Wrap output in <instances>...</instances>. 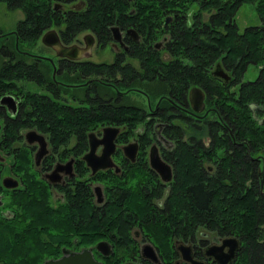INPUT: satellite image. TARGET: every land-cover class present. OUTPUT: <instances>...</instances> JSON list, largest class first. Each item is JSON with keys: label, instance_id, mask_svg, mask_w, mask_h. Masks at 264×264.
Listing matches in <instances>:
<instances>
[{"label": "trees", "instance_id": "1", "mask_svg": "<svg viewBox=\"0 0 264 264\" xmlns=\"http://www.w3.org/2000/svg\"><path fill=\"white\" fill-rule=\"evenodd\" d=\"M3 1L8 2L12 9L22 8L26 13L18 21L20 42L31 41L34 44L41 29L55 23L65 24L62 33L65 40L87 27L100 31V35L105 37L109 22L116 19L117 11H121L128 13L129 21L143 20V30L150 33L151 39L169 31L173 38L169 49L173 56H177L168 61L150 45L144 48L143 44L136 45L135 55L142 60L144 57L151 58L145 64V76H141L140 69L134 64L122 68L117 62L112 66L105 62L66 60L64 68L55 77L51 72V62L47 64V71L40 73L39 63H26V55L15 65L3 63L0 89L26 90L25 100L32 106L30 112L22 110L16 119H8L5 147L10 148L12 141L9 137L17 135L20 126L29 122L48 132L55 151L61 155L73 150L60 151L61 144L69 147L71 139L78 137L80 144L74 150L80 153L87 145L89 132L109 124L122 126L120 139H130L136 134L138 125H144L142 133L140 131L137 135L142 139L143 149V143L154 132V122L161 120L166 123L160 132L178 144L174 150L177 155L176 183L169 206L164 210L152 203V195L147 190L139 188L142 172L138 169L141 166L132 167L134 174L125 183L122 182L130 192L114 191L120 196L119 203L110 204L96 218L91 211L90 189L84 183L79 184L78 196L70 194L69 201L61 209L60 204L53 205L48 186L26 173L24 180L31 193L21 191L15 196L24 211L22 219L18 216L10 220L0 214V264H40L45 258L58 255L61 245L73 243V236L79 232L83 235L80 243L93 242L95 237L92 235L99 229L120 228L129 233L130 221L123 217L126 210L131 214V222H137L142 215L150 212L151 215L143 223L159 237L166 250L171 248L172 233H194L197 224H207L215 230L242 235L245 246L240 252L239 264H264V197L260 195L259 183V169L264 158V0H236L234 4L232 1L212 0L203 4V8L213 4L221 8L214 16L211 28L199 23L203 22L201 12L197 15L199 21L196 24H188L186 14L195 0H145L135 3V12L121 0H89V9L67 13L61 9L54 10L52 0ZM244 2L256 5L259 23L240 30L232 16L234 9ZM174 6L183 9L178 22L162 25L166 10ZM15 18L10 19L14 21ZM15 36L10 38L11 46ZM220 55L234 73L230 81L210 74L211 64ZM250 63L259 67V75L254 80L244 81L242 78ZM86 75L93 77L88 86L69 87L61 83L62 80L82 81ZM110 76L118 80L119 86L114 88L108 83L112 80ZM12 79L22 82L36 80L40 86L45 85L51 94L44 96L30 91L25 84L9 83ZM195 84L207 90V104L213 107L202 119L188 117L185 109L175 107L180 101L185 102L188 87ZM130 85L145 88L146 95L151 99L164 93L170 94V99L162 96L159 106L163 107L149 112L132 97L136 93L134 90L119 92ZM69 96L74 102H69ZM166 103H172L171 109L175 112L168 113ZM0 113H3L2 109ZM210 114L215 118L210 119ZM175 117L195 129L198 135L201 134L194 147L190 151L187 149L189 164L183 169L186 175L180 171L179 155L183 153L180 150L185 145L183 137L187 128L175 123L172 120ZM206 134L211 137L209 147L203 138ZM191 136L196 137V134ZM28 152L22 149L18 154L20 170L32 167ZM253 154H256L255 160L249 156ZM203 155L209 159L218 158L219 164L214 172L202 164ZM225 161L226 166L223 164ZM132 196L136 197V202L129 207L127 203ZM231 206L233 208L228 209ZM77 209L82 213H76ZM79 215L81 220H78ZM190 217L192 221L188 223ZM87 226L91 230L84 231ZM161 227L162 230L158 231ZM42 231L46 235H42Z\"/></svg>", "mask_w": 264, "mask_h": 264}, {"label": "flooded vegetation", "instance_id": "2", "mask_svg": "<svg viewBox=\"0 0 264 264\" xmlns=\"http://www.w3.org/2000/svg\"><path fill=\"white\" fill-rule=\"evenodd\" d=\"M121 1L127 3L132 12H135V3H143L145 0ZM211 1L212 0H195L194 3H192L190 10L186 14L189 25L193 26L196 24V21H199L197 15L201 12L203 22L200 21L199 23L209 26L210 28L214 26L213 18L221 11V8L216 6L217 4H213L206 8L202 7L203 4H208ZM225 1H232V4L236 2V0ZM88 5L89 0H52L53 9H61L63 13H67L68 11L79 12L81 10H87L89 9ZM240 6L241 5H238L236 9H234L232 16L233 21H236L238 25V11ZM18 9L19 11L21 10L22 16L16 22L15 20L12 21V19L7 20L5 18L7 15L10 14L11 18L15 16L10 13L13 9L9 6L8 2L0 0V12L3 14L2 16L0 15V70L3 63L9 62L10 64L15 65L19 62V60H23V55H26V63H39L38 68L40 73L47 71V64L50 62L49 57H52L56 65L55 75L53 65V77L56 76L57 72H60L61 68H64V61L66 60L77 63H84L88 61L96 63L105 62L112 66L117 62L122 68L128 67L129 64H134L140 69L141 76H145L147 75L145 64L148 63L146 62V58H151L144 57V60H142L139 56L135 55L134 52L136 45L139 46L143 44V48L144 46L150 45L154 50L161 53L162 57L168 61L177 57L173 56L169 49V44L173 40L169 31H165L161 36L151 39L150 33L146 29L145 31L143 30L145 28L143 20L129 21L127 17L128 13L125 14L121 11H117L116 19L109 22L108 35L105 37L100 35V31L92 27H87L85 29L78 30L70 39L65 40L62 37L65 24H52L51 27H54L58 31L63 43L65 44H77L80 47H86L87 41L90 44L92 42L91 53L88 56H82L76 59L59 56L51 46L47 45L42 40L44 32L48 30L50 26H45L41 29L34 44L31 41H19L20 34L18 21L23 19L26 16V13L22 8H15L13 11ZM182 14L183 9L181 6L169 8V10H166V14L163 17L164 23L162 25H170L174 22H178L177 18ZM87 29L90 31H85ZM157 30L158 29H156V31ZM11 34L16 35L14 37L13 46L9 44L10 38L12 37ZM95 45L110 48V52L112 54V50L115 49L112 60L95 61L92 58ZM33 48H45V53L40 51L36 52ZM48 48L55 51V56L47 54L46 50ZM222 56L223 55H220L215 58L210 67V74L218 79H224L213 72L215 69L221 70L222 68L231 74V80L234 77V73L224 64ZM190 65H193V63ZM86 76V79L82 81L69 82L62 80L61 83L68 85L69 87L88 86L93 77L91 78L89 75ZM122 77L123 74L122 76L120 75V78ZM110 78L112 79L108 82L110 85L114 88L119 86L116 78H113L112 76H110ZM10 82L22 85L20 81L16 82L15 79L10 80L9 83ZM27 82L35 83L39 86L38 89H29L30 91L44 96L51 94L45 85L40 86L36 80L30 79ZM192 86L193 85H190L186 91L185 102L180 101L181 103L175 107L185 109L188 117L202 119V117L208 114L210 109H213V107L207 104V90L198 85L205 91V107L201 111L195 110L189 99V92ZM130 89L143 95H145L147 91L145 88L138 85H130L125 89L123 88L121 91L119 90V92H125ZM4 94L14 96L16 99L17 109L15 113H12L8 104L1 103L0 101V109L3 110V113H0V150L3 151V153H0V214L10 218V220L17 219L18 216L22 219L24 211L22 206H20L17 202L15 196L21 191L31 193L30 186L27 185L24 180L25 175L31 174V176H35L39 181L44 182L45 185L48 186V190H51L53 205L58 206L60 204L61 209H63L69 201L68 197L70 194L72 197L78 196L79 184L84 183L85 186L90 189V193L92 195L93 203L91 211L92 215L95 217L98 213H103V209L107 208L110 204H114V202L119 203L120 196L115 195L114 191L116 192V190L118 191L121 189L122 191L124 190L125 192H130L128 186L126 184H122V182L125 183L127 178L134 174L135 170L132 168L134 166L142 167L141 169L136 168L142 172V177L139 180L138 185L139 188L147 190L148 193L152 195V203H156L161 210H164L169 206L168 202L172 196L177 176L175 160L177 155L174 153V150L177 148L178 142L170 137H165V135L163 137L160 136V130L166 122L161 120L154 122V132L147 138V141L143 143V149L142 139L139 136H136L133 140L126 138L120 139L118 137L115 152L112 154L114 164L110 167L101 168L94 172L84 157L85 153L90 148L89 134L87 136V145L80 153H77L76 150H74L79 147V138L73 137L69 147H65L63 144L60 145V151L70 148L73 150L69 151L66 155H61L59 152L55 151V147L48 132L41 130L33 122H29L23 123L20 126L17 135L9 137L12 141L10 148L5 147L4 143L7 141L6 127L8 125V119H16L22 110L26 113L30 112L32 106L25 100L26 90H15L14 88L0 89V100ZM169 95L170 94L165 93L162 94V96L170 99ZM170 106H172V104ZM162 107L163 106H159L157 104L155 107H150L149 112H155L157 109ZM208 109L209 111L206 113ZM112 125L119 126L118 124ZM32 129L42 133L46 139L47 151L41 153L40 155H38L40 141L34 137V135H32L33 139L31 140L26 137L27 131ZM156 132H158L157 135ZM98 134L101 135L100 132H98ZM191 139L195 141L194 143L192 142V144H189L193 148L199 139H194L190 136V140ZM134 140L137 141L138 144L137 152L134 155H129L124 151L123 146ZM49 144L51 145V148L49 147ZM153 145H156L160 157L171 166L169 174L164 171L166 175H169L168 178H164L162 176V172L154 168L151 163L150 151ZM102 147V145L98 146V153L101 152ZM22 149L29 151L28 154L32 160V167L28 170L23 168L20 170V165L18 164V154ZM249 156L252 160L257 158L254 155ZM208 159V157L203 155L202 164L206 166L205 162ZM211 160H213L215 168L212 167V165H209V167L210 170L214 172L218 167L219 161L218 158ZM6 161H9L8 166ZM261 164L262 168L259 169L260 195L264 197V162L261 161ZM56 168L57 171L54 173L53 171ZM6 176H11L12 180H17V184H12L10 186L5 185L4 178ZM97 186H99V188H97ZM159 189L160 193L157 194ZM150 215V212H146L141 216L140 220L137 219V222H131L129 219L131 218V214L128 210H126L123 217L128 222L130 221L129 233L123 232L120 228H116L114 230L107 228V230L104 231L99 229L92 235L95 237L93 242L80 243L79 241L83 235L79 232V234L73 236V243L61 245L60 253L58 255L47 257L40 262V264H46V260L49 258H57L61 256L64 253L65 248L70 249L71 251H80L89 246L94 257L97 260L102 261L104 264H239L240 252L245 246L242 235L239 232H222L219 229L215 230L214 228L209 227L207 224H197L194 233L184 235L172 233L170 235L171 248L166 250L159 242V237L155 235L153 231L149 230L146 225H144L145 223H143L146 222L144 220H147ZM81 219L82 217L79 215L78 220ZM30 221H32V219ZM39 227L42 228V225ZM42 235H46V233L42 231ZM99 241H104V243L101 244V249L95 246ZM223 241H225V245L223 246L224 250L223 248H219V245H221ZM223 251L226 252L223 253Z\"/></svg>", "mask_w": 264, "mask_h": 264}, {"label": "water", "instance_id": "3", "mask_svg": "<svg viewBox=\"0 0 264 264\" xmlns=\"http://www.w3.org/2000/svg\"><path fill=\"white\" fill-rule=\"evenodd\" d=\"M42 40L47 45L51 46L56 51V54L59 56L76 59L82 56H88L91 53L92 42L90 44L87 41L86 47H80L77 44H71V45L65 44L63 43L58 31L55 28H50L46 30L43 34ZM49 59L54 64V75H55L56 65L52 57H49ZM214 73L221 76L226 81H229L231 78V74L222 68L221 70L215 69ZM189 99L193 108L197 111H201L205 107L204 89L198 85L192 86L189 92ZM0 101L1 103H7L12 113L16 112L17 104H16V99L14 98L13 95L4 94L2 95ZM120 129H121L120 126L109 124L103 126L102 132H100L101 135L98 134V132L96 131L89 132L90 148L85 153L84 157L86 158L88 164L92 167L94 172L97 171L98 169L107 168L114 164L112 154L115 152L116 149L117 139ZM32 135H34V137H36L40 141V148L38 150V155H40L43 152H46L47 148H46L45 136L34 129L27 131L26 137L29 140L33 139ZM99 145L103 146L100 153L97 152V148ZM137 145H138L137 141L134 140L125 144L123 148L124 151L129 155L130 154L134 155L137 152ZM150 159L153 167L160 170L164 178H168L169 175H166L164 171H166V173L169 174L171 166L168 162H166L160 157L156 145L152 146V149L150 151ZM56 171L57 168L53 172L55 173ZM10 181H12V183ZM17 182H18L17 180H12L11 176H6L4 178V184L7 186H10L12 184H17ZM97 188H99V186H97ZM103 243L104 241H99L96 243L95 246L101 249V244ZM224 245H225V241H223V243L219 245V248L222 249ZM224 252L226 251H223V253ZM46 264H104V263L100 260H97L94 257L90 247H86L85 249H82L80 251H71L70 249L65 248L64 253L61 256L57 258L47 259Z\"/></svg>", "mask_w": 264, "mask_h": 264}, {"label": "rangeland", "instance_id": "4", "mask_svg": "<svg viewBox=\"0 0 264 264\" xmlns=\"http://www.w3.org/2000/svg\"><path fill=\"white\" fill-rule=\"evenodd\" d=\"M14 10V9H13ZM13 10H11V15H15L16 16V18H15V22L22 16V12H21V10L19 11V9L18 10H16V11H13ZM238 13H239V16H238V22H239V26H240V30H244L245 28H246V26H250V25H256V24H258L259 23V15H258V12H257V9H256V5L255 4H253V3H250V2H244L241 6H240V9H239V11H238ZM0 15L2 16L3 14L0 12ZM7 20H9L11 17H10V14L9 15H7L6 17H5ZM63 26V25H62ZM7 30V29H6ZM89 29H87V30H85V31H88ZM90 31V30H89ZM11 35H13V34H11ZM161 38V37H160ZM33 50H35L36 52L37 51H40V52H44L45 53V48H33ZM115 49H113L112 51H113V54L110 52L111 51V49L110 48H108V47H101V46H99V45H95L94 46V54H93V59L95 60V61H101V60H112V58L114 57V53H115V51H114ZM46 52H47V54L48 55H50V56H55V51H53L51 48H48L47 50H46ZM147 60H146V62H150V59L149 58H146ZM51 72H52V70H51ZM258 75H259V67L256 65V64H254V63H250L249 64V66H248V68H247V70H246V72L244 73V76H243V78H242V80H244V81H246V80H254V79H256L257 77H258ZM15 81L16 82H19L18 80H16L15 79ZM20 83H22L23 85L25 84V86L27 87V88H29V89H38L39 88V86L38 85H36L35 83H30V82H26L25 80H23V82L22 81H20ZM132 97L134 98V99H136L139 103H141L146 109H148L149 110V108L150 107H155V106H157V104L159 105V102L161 101V99L160 98H162V97H160V96H158V98H156V99H151V97H146V95H143V94H140V93H135V94H133L132 95ZM68 100H69V102H74V100H72L71 99V97L69 96L68 97ZM73 104H75V103H73ZM172 103H170L169 105L166 103V105L165 106H167V108H168V113H173V112H175V110L174 109H171V105ZM170 108V109H169ZM209 110V109H208ZM208 112V111H207ZM213 118H215V116L214 115H211L210 114V119H213ZM172 120H174V122L175 123H177V124H181L184 128H187V130H186V134H185V136L183 137V143L185 144V145H183L182 146V148H181V152H183V153H180V155H179V164H180V171H181V173H184V175H186V170H183L185 167L184 166H186L187 164H189V160L187 159V152H188V150L190 151V149L192 148L189 144H192V142L194 143L195 141H193V139H191L190 140V136H191V134H193L194 135V133L196 134V137H193L194 139H200L201 137H200V135H198L197 133H196V131H195V129H192V128H190L188 125H187V123L186 122H184V121H182V119H180L179 117H175V118H172ZM171 120V121H172ZM120 126V128H121V130H122V126L121 125H119ZM144 129V125H142L141 123L138 125V127L136 128V130H135V132H136V134H133V135H131L130 136V140H133L137 135H138V133L140 132V131H142ZM101 130H102V126H101V128H99L97 131L98 132H101ZM157 133L158 132H156V135H157ZM207 135V134H206ZM205 135V137H203L204 139H206V142H207V147H209L211 144V137H210V135H207L206 136ZM160 136L161 137H163L164 136V134H162V133H160ZM165 137H167L166 135H165ZM168 138V137H167ZM191 138H192V136H191ZM185 140V141H184ZM237 140V139H236ZM235 144H237V143H235ZM235 144H233V145H235ZM235 146H237V145H235ZM49 147L51 148V145L49 144ZM188 149V150H187ZM50 152H51V150H50ZM220 152V151H219ZM0 153H3V151L2 150H0ZM254 156H256V154H253ZM261 155V154H260ZM214 158H216V157H214ZM207 159V158H206ZM178 161V160H177ZM263 161H264V158H263ZM262 161V162H263ZM6 163H7V166H8V163H9V161H6ZM206 166H209V165H212V167H214L215 168V164H214V162H213V160H211V159H208V160H206ZM226 161L223 163L225 166H226ZM183 165V166H182ZM183 167V168H182ZM260 168H262V164H260ZM248 196L246 195L245 196V198H247ZM56 200V199H55ZM58 200V199H57ZM136 202V197L135 196H132L129 200H128V203H127V206H132L134 203ZM115 203V202H114ZM233 207L231 206L230 208H228V209H232ZM225 210V209H224ZM223 211V210H222ZM76 213H82V210H80V209H77L76 210ZM224 215H226V214H224ZM90 220H92V221H94L93 220V218L92 219H90ZM190 221H191V217L190 218H188V222L190 223ZM95 222V221H94ZM67 223L68 224H70V222L69 221H67ZM88 225V224H87ZM89 228V229H88ZM86 230H91L90 229V227L89 226H87V227H85L84 228V231H86ZM162 230V227L161 228H159L158 229V231H161Z\"/></svg>", "mask_w": 264, "mask_h": 264}, {"label": "bare ground", "instance_id": "5", "mask_svg": "<svg viewBox=\"0 0 264 264\" xmlns=\"http://www.w3.org/2000/svg\"><path fill=\"white\" fill-rule=\"evenodd\" d=\"M214 72V71H213ZM12 182V181H11ZM90 247V246H89ZM189 248V247H188Z\"/></svg>", "mask_w": 264, "mask_h": 264}]
</instances>
